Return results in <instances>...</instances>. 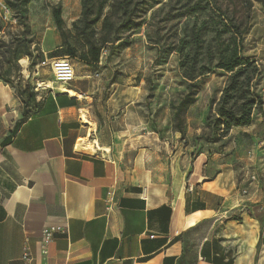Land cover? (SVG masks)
I'll use <instances>...</instances> for the list:
<instances>
[{"label": "crops", "instance_id": "1", "mask_svg": "<svg viewBox=\"0 0 264 264\" xmlns=\"http://www.w3.org/2000/svg\"><path fill=\"white\" fill-rule=\"evenodd\" d=\"M246 34L264 102L259 3ZM107 70L104 60L85 66L72 95L40 87L25 122H14L18 101L0 86V117L11 123L0 139V264H264V117L233 127L215 152L183 154L141 87L115 81L104 94ZM95 132V152L79 150ZM56 228L66 233L45 257L43 233Z\"/></svg>", "mask_w": 264, "mask_h": 264}, {"label": "rangeland", "instance_id": "2", "mask_svg": "<svg viewBox=\"0 0 264 264\" xmlns=\"http://www.w3.org/2000/svg\"><path fill=\"white\" fill-rule=\"evenodd\" d=\"M21 1L0 0V86L9 87L18 101L20 111L11 113L14 122L34 114L40 87L52 82L53 88H68L56 81L51 67L54 60L68 59L76 77L88 66L55 53L62 37L53 8L62 9L65 29L72 30L81 17V0H25L23 9ZM260 1L264 2L149 1L153 8L139 11L136 27L121 31L102 52L100 62L104 60L111 72L103 75L100 88L107 94L115 81L141 87L145 106L157 118L159 130L165 136H176L175 145L182 147L183 154L217 151V142L233 128H226L220 109L241 116L248 109L250 95L260 94L257 76L263 68L252 60L246 40L253 8L258 3L264 6ZM237 28L245 32L243 40ZM236 57L242 69L233 79L234 72L224 66ZM185 100L188 102L182 105ZM103 101L100 107H104ZM94 109L101 125L110 121L98 107ZM252 113L253 119L258 114L264 117V110L257 106ZM85 114L93 121L89 111ZM10 124L0 117V139L11 132ZM89 138L90 142L97 139V133Z\"/></svg>", "mask_w": 264, "mask_h": 264}, {"label": "trees", "instance_id": "3", "mask_svg": "<svg viewBox=\"0 0 264 264\" xmlns=\"http://www.w3.org/2000/svg\"><path fill=\"white\" fill-rule=\"evenodd\" d=\"M149 1L151 0H81V17L74 23L72 30L65 29L62 9L59 6L54 7L53 18L62 37V45L55 53L78 59L88 66L98 64L106 46L114 43L121 31L130 32L136 27V19L140 18L139 11L145 9L149 11L153 8ZM24 3L25 0L20 2L21 9H23ZM237 31L243 40L245 32L239 28ZM241 65L240 58L236 57L224 68L234 72V79L241 72ZM187 102L188 100L183 101L182 105ZM246 105L248 109L241 116H238L233 110L220 109L221 117L225 119L226 128L251 125L253 108L257 106L259 109H263V98L258 93L251 94ZM31 116L25 114L21 122H25Z\"/></svg>", "mask_w": 264, "mask_h": 264}, {"label": "built area", "instance_id": "4", "mask_svg": "<svg viewBox=\"0 0 264 264\" xmlns=\"http://www.w3.org/2000/svg\"><path fill=\"white\" fill-rule=\"evenodd\" d=\"M52 71L56 81L62 85H69L73 83L76 79L75 70L73 65L68 59H56L52 62ZM257 180L256 175L251 176V181L255 182ZM249 190L247 188L242 190L243 195H248ZM66 231L62 228L56 229H47L43 233L42 237V254L43 256L49 255V250L52 242L54 241L56 235L65 234ZM25 257L30 261L29 254H26Z\"/></svg>", "mask_w": 264, "mask_h": 264}, {"label": "bare ground", "instance_id": "5", "mask_svg": "<svg viewBox=\"0 0 264 264\" xmlns=\"http://www.w3.org/2000/svg\"><path fill=\"white\" fill-rule=\"evenodd\" d=\"M45 86L47 87H52V82H48V84H46ZM59 90L62 92V93H66V94H70L72 95V91H70L69 89H67L66 87H60ZM82 120L87 122V119L86 117H82ZM97 146L98 143L96 142ZM79 150H96L95 148V145L93 142H90L89 140H85L81 143L80 145V149ZM109 151V150H108Z\"/></svg>", "mask_w": 264, "mask_h": 264}]
</instances>
